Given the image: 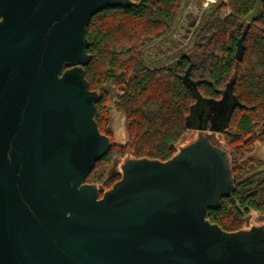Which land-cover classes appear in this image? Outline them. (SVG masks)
Segmentation results:
<instances>
[{"label":"water","instance_id":"95a60500","mask_svg":"<svg viewBox=\"0 0 264 264\" xmlns=\"http://www.w3.org/2000/svg\"><path fill=\"white\" fill-rule=\"evenodd\" d=\"M132 3L0 0V264H264V225L226 231L207 217L235 178L202 123L171 158L128 157L106 190L86 181L111 146L85 78L87 26Z\"/></svg>","mask_w":264,"mask_h":264},{"label":"trees","instance_id":"16d2710c","mask_svg":"<svg viewBox=\"0 0 264 264\" xmlns=\"http://www.w3.org/2000/svg\"><path fill=\"white\" fill-rule=\"evenodd\" d=\"M184 1L132 0L128 7H107L92 16L87 26V52L92 57L85 78L100 95L94 118L111 146L86 181L111 188L121 174L112 176L109 167L115 156L129 151L138 158H171L186 131L198 128L199 115L203 113L206 126L212 112V127L226 139L235 190L217 209H209L207 217L226 231H236L245 227L251 211L264 215V168L253 171L241 164L254 144H264V0L262 16L250 24L245 37L243 60L236 58L237 42L256 0L215 2L200 19L193 51L155 64L145 49L169 37ZM117 15L121 21H110ZM226 106L229 110L223 114ZM114 107L126 116V144L112 138L109 121Z\"/></svg>","mask_w":264,"mask_h":264},{"label":"rangeland","instance_id":"374dc122","mask_svg":"<svg viewBox=\"0 0 264 264\" xmlns=\"http://www.w3.org/2000/svg\"><path fill=\"white\" fill-rule=\"evenodd\" d=\"M182 9V14L179 16L176 24L173 26L169 37L161 41H156L145 49L147 58L151 61H154L155 64L157 61L162 59L163 61L171 62L172 59H177L180 54H190L193 51L192 45L195 31L198 28L200 19L205 12V10H203V0H185L182 4ZM121 18V16L117 15L111 18L110 21H121ZM192 21L195 22L194 25H191ZM117 92L118 90L116 89L114 94ZM113 100L114 98H112L110 101L111 104H113ZM233 102V98L229 99L228 107H230ZM109 126L113 132V141L117 142L118 144H126L128 142L129 133L126 116L121 110H118L115 107L112 109ZM197 137L198 131L196 129H188L178 142L177 151L181 146L188 144ZM212 139L218 145L227 150L228 147L224 133L217 131L213 135ZM128 157H134V153L129 151L124 156H115L114 160L117 161V165L112 163L109 167V172L112 170V168H114V170L117 172L116 175L119 173L122 174L121 165ZM262 162H264V144L258 142L246 152L244 158L241 160V164L243 166H246L249 170L253 171L262 170L264 168V165H260ZM97 185H102L105 189H108L103 184ZM246 218H248V224H246V227L253 225H264V215L257 211H251V213L247 215Z\"/></svg>","mask_w":264,"mask_h":264},{"label":"flooded vegetation","instance_id":"af4514ba","mask_svg":"<svg viewBox=\"0 0 264 264\" xmlns=\"http://www.w3.org/2000/svg\"><path fill=\"white\" fill-rule=\"evenodd\" d=\"M204 112L205 113H209V110H204ZM210 120L211 121H209V125H206V126H204L203 127V130H204V132L205 133H213V135L217 132L216 130H213V129H211L212 128V126H214L215 125V123H214V121H213V119H215L214 118V114L212 113V112H210ZM199 118H200V123H203V113H201L200 115H199ZM192 129H196L197 131H198V128H192ZM220 132V131H219ZM114 162H117V161H115L114 160ZM113 162V163H114ZM116 171L114 170V168H112V170L110 171V174L112 175V176H115L116 175ZM98 186H100V187H102L104 190H106L105 188H104V186H102V185H98ZM102 193H103V191H101ZM246 224H248V221H246ZM245 227H246V225H245Z\"/></svg>","mask_w":264,"mask_h":264},{"label":"built area","instance_id":"2783aa9c","mask_svg":"<svg viewBox=\"0 0 264 264\" xmlns=\"http://www.w3.org/2000/svg\"><path fill=\"white\" fill-rule=\"evenodd\" d=\"M217 1L219 0H203V10L208 9L210 6H212Z\"/></svg>","mask_w":264,"mask_h":264}]
</instances>
